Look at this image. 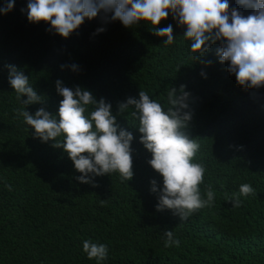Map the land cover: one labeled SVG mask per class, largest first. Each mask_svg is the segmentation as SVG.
<instances>
[{
  "label": "trees",
  "instance_id": "16d2710c",
  "mask_svg": "<svg viewBox=\"0 0 264 264\" xmlns=\"http://www.w3.org/2000/svg\"><path fill=\"white\" fill-rule=\"evenodd\" d=\"M26 4L15 0L0 15V264H97L83 252L84 240L108 246L102 264H264V88L246 90L236 83L215 54L219 42L193 58L182 36L186 29L171 14L156 26L172 25L170 45L152 34L151 24L105 23L103 12L63 38L46 31L44 22L29 23L20 11ZM232 6L243 8L236 0ZM98 28L105 30L97 33ZM6 65L29 77L41 102L24 105L27 96L17 99ZM58 79L104 98L113 115L118 103L138 99L140 90L166 109L168 91L184 85L191 120L182 131L200 144L193 162L206 168L200 187L203 195L211 186L213 206L185 221L171 210H156L158 193L150 182L159 188L162 177L147 163L151 153L139 142L132 108L117 116L133 135L132 179L111 173L79 182L81 174L63 148L54 147V140L42 142L15 111L34 115L43 107L56 115L62 100ZM245 183L255 193L241 196V206L234 208L227 198ZM167 230L178 247L164 246Z\"/></svg>",
  "mask_w": 264,
  "mask_h": 264
},
{
  "label": "clouds",
  "instance_id": "9594fccd",
  "mask_svg": "<svg viewBox=\"0 0 264 264\" xmlns=\"http://www.w3.org/2000/svg\"><path fill=\"white\" fill-rule=\"evenodd\" d=\"M234 3L235 0H27L26 8L20 11L27 13L29 23L44 22L49 25L46 31L63 38H68L85 19L91 20L103 12L105 23L119 20L126 28L140 22L151 24L152 34L166 37L165 45L172 44L175 39L173 27L171 24L164 28L156 26L171 14L178 26L186 29L182 36L190 41L193 58L202 57L219 42L215 54L220 63L227 62V71L235 75L236 83L246 90L264 88V0H236L242 9L233 7ZM14 4L15 0H6L0 6V15L11 11ZM104 30L98 28L96 32ZM6 67L9 69L8 83L17 99L27 96L22 101L24 105L42 101L29 85L28 76L14 65ZM70 67L77 70L75 64ZM55 88L62 96L56 115L43 107L34 115L25 109L15 111L42 142L54 140V147L63 148L81 174L76 178L79 182L92 183V177L111 173H118L122 181L132 179L130 145L133 135L117 123V116L132 108L130 116L138 121L141 134L139 142L151 153L147 163L162 177L159 188L156 180L150 182L151 191L158 193L156 210H171L180 221H185L194 212L213 206L215 193L211 186L203 195L200 187L206 168L202 163L193 162L200 144L182 131L191 120V113L187 111L190 94L184 90V85L168 91L166 109L140 90L138 99L128 97L125 102L118 103L116 115L110 103L104 98L97 100L89 90L79 86L75 89L65 87L59 79ZM260 100L263 104L264 99ZM58 137L62 139L57 140ZM6 187L11 190L10 185ZM254 193L250 184H241L239 193H233L227 202L234 208L240 207V197ZM164 235L165 247L179 246L180 241L174 238L171 230ZM82 250L97 264L108 259L106 244L84 240Z\"/></svg>",
  "mask_w": 264,
  "mask_h": 264
}]
</instances>
